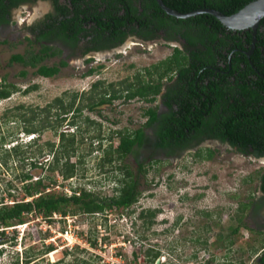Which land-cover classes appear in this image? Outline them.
Listing matches in <instances>:
<instances>
[{
    "label": "rangeland",
    "instance_id": "374dc122",
    "mask_svg": "<svg viewBox=\"0 0 264 264\" xmlns=\"http://www.w3.org/2000/svg\"><path fill=\"white\" fill-rule=\"evenodd\" d=\"M18 28L20 33L25 31L22 26ZM11 33L18 34L17 30L0 31V38L6 40L0 43V83L4 78L17 88L8 97L0 99V136L5 138L0 146V200L11 203L12 199L21 197L19 189H9L13 192L9 196L6 184L9 180L12 182L16 172L28 168L27 165L19 166L15 157L2 150L15 143V135L22 143L20 155L43 150L36 162L48 158L45 141L54 145L60 143L49 129L42 131L35 142L30 140L35 134L21 133L22 122L13 124L10 115L18 110H5L19 104L24 106L25 116L32 117L31 124H40L46 115L53 123L57 112V122L64 116L57 132H74V152L69 158L75 162L73 176L62 179L58 173H48L44 168L28 170L32 180L47 174L55 178L45 191L70 194L71 190L82 187L98 197L109 198L117 194L119 181L124 177L123 170L127 168L137 175L139 194L127 208L111 206L102 212L69 214L74 218L72 225H75L76 242H79L70 249L62 247L57 237L49 238L51 233L42 230L38 216L25 214L21 225L5 227L4 233L0 234V264H23L24 250L37 252L39 264L59 259L63 264H73L80 259L90 264H147L153 251L159 253V264H258L255 255L261 244L252 241L242 225L247 207L241 205L247 200L251 176L256 179L264 171V159L241 154L225 143L211 141L201 144L212 150L208 159L192 154L194 148L166 156L162 149L150 144L133 147L128 154L117 157L113 151L117 144L115 131L142 127L146 118L144 110L158 103L159 96L151 102L138 97H120L93 109L85 106L92 82L102 81L101 88H118L135 77L146 80L145 68L168 56L173 46L180 48L177 41L159 38L140 42L127 37L115 49L99 51L88 61L74 59L60 67L57 74L43 77L34 74L32 67L8 63L12 52L21 51L22 43L19 36L11 40ZM89 69L93 71L86 73ZM21 70H25L24 76L19 74ZM151 77L155 79L156 75L152 73ZM24 88L27 91H23ZM73 94L76 96L71 109L60 115V106L66 107ZM55 97L60 99L57 109L52 104ZM49 103L51 107L46 109ZM77 106L81 107L78 112L74 109ZM143 129L149 131L147 127ZM99 142L101 148L111 144L109 161L100 158ZM138 164L142 166L141 171H137ZM141 210L142 215L137 216ZM150 210H155L152 218L148 216ZM239 216L240 220H237ZM58 221L62 227L64 222L61 218ZM238 224V230L231 232ZM45 244H51L53 249L38 253Z\"/></svg>",
    "mask_w": 264,
    "mask_h": 264
},
{
    "label": "trees",
    "instance_id": "16d2710c",
    "mask_svg": "<svg viewBox=\"0 0 264 264\" xmlns=\"http://www.w3.org/2000/svg\"><path fill=\"white\" fill-rule=\"evenodd\" d=\"M166 6L179 11L187 12L198 8L209 7L230 14L241 8L251 0H161ZM120 9L122 13H119ZM109 20L107 26H101L100 21L93 20L110 33L112 42L110 46L123 40L127 33L135 34L140 39H151L161 37L159 31L163 33L165 40H177L182 38V47L174 46L171 53L145 68L148 79H139L124 82L118 88H101L102 81L95 80L90 84L88 90L89 101L85 106L93 109L101 104H107L111 100L123 97L130 99L138 97L147 102L155 99L161 87L162 78H171L176 73V80L162 94V104L166 108L160 113L156 112L155 107H148L144 110L146 116L143 126L134 130H117V144L113 151L117 157H122L132 151L133 147H141L150 144L154 148L162 149L168 156L173 148H184L194 145L204 137L217 138L221 142L235 147L238 151L251 153L255 156H264V105H260L254 100L258 94H250L247 83L248 72L251 65L264 76V16L260 19L256 34L254 47L250 55L245 52L249 48L251 39L250 30H231L223 26L214 16L208 13H199L186 18H176L166 14L156 3L155 0H109L108 13ZM3 16H0V21ZM5 42V41H3ZM0 42V43H3ZM221 57L225 66L219 68L216 65V57ZM230 68H228V61ZM17 62L22 66L33 67L32 72L43 77H50L58 73L60 67L66 65L64 62L57 64H36L27 62L21 55H10L8 63ZM242 63L244 67H241ZM152 69V70H150ZM218 69L227 70L228 75L218 74ZM93 69L87 70L91 73ZM237 72L234 77V85L238 87L236 95L233 94V84L229 80V74ZM25 70L19 74L25 75ZM156 78H152L151 74ZM206 81V82H204ZM97 88H100L97 91ZM17 90L13 83L6 82L4 78L0 83V99L8 97ZM23 91H27L24 88ZM199 92L206 94V98H199ZM76 94H73L66 107L59 108L60 115H65L71 109ZM60 103V99L55 97L52 104ZM220 103V109L218 105ZM49 103L46 109L51 106ZM80 106L74 109L78 112ZM13 118V124L22 122L21 133L25 135L35 134L30 140L35 142L42 131L52 130L60 141L58 144L45 141L47 146V159L36 162V158L42 154V149H37L34 154L20 155L19 147L22 143L14 138L15 143L2 149L5 153L11 154L19 162L21 169L13 176L12 182L6 184V189H19L21 197L12 199L11 203L0 200V234L2 235L5 227L18 225L24 222V215L33 213L41 218H49L52 213L61 216L74 214L76 212L95 213L102 212L111 206L127 208L136 201L139 191L137 189V175L132 174L124 168V177L120 180L117 194L109 198H102L94 195L89 190L82 187L71 190L70 194L54 193L45 191L47 185L54 183L52 175H38L36 179H31L30 168H44L48 173H58L62 179L70 178L75 173V162L69 160L74 152V132L58 131L57 128L64 120L60 116L57 122V112L54 114L56 121L53 123L47 120V115L40 124H31L32 117L25 116L24 106L19 104L8 112ZM22 110V111H20ZM4 115V113H3ZM59 115V114H58ZM157 122L156 126L152 125ZM73 124L72 121L69 122ZM143 127L152 128V134H146ZM68 140V143H63ZM12 140H10L11 142ZM5 138L0 136V146L4 144ZM101 142V141H100ZM100 158L110 160L109 151L111 144L101 148ZM109 154V155H108ZM196 157L208 159L212 156L210 148L199 147L193 152ZM5 164V160L3 161ZM141 164H138L137 171H141ZM144 171V170H143ZM47 180V182H44ZM9 196L13 195L11 190L7 191ZM246 202L242 207H246ZM155 210L148 211V216L153 217ZM142 210L137 216L142 215ZM50 219V218H49ZM240 220V216L237 218ZM149 223H151L149 221ZM240 224L230 231L234 232ZM243 225V223H242ZM231 240L229 239L228 243ZM76 247V246H75ZM53 246L45 244L38 253L43 254L51 251ZM24 250L23 264H39L35 254ZM30 251V250H29ZM66 249L64 252L66 253ZM149 255V254H148ZM159 256L158 251H153L147 264H153ZM18 258L15 256V262ZM46 264H63L62 261L55 260ZM69 264V263H64ZM73 264H90L85 259L76 260ZM116 264V263H112Z\"/></svg>",
    "mask_w": 264,
    "mask_h": 264
},
{
    "label": "flooded vegetation",
    "instance_id": "af4514ba",
    "mask_svg": "<svg viewBox=\"0 0 264 264\" xmlns=\"http://www.w3.org/2000/svg\"><path fill=\"white\" fill-rule=\"evenodd\" d=\"M108 3L109 0H0V16H3L0 21V31L14 32V30H17L18 34L11 33L10 38L15 40V37L19 36L22 39L21 51L12 52L10 55H21L25 61L36 64H45L46 62L67 63L74 59L88 61L99 51L119 47L127 37L135 38L140 42L155 41L159 38L164 41H177L180 48L182 47L181 45L184 42L182 38L165 40L162 38L163 33L161 31H159L161 37L144 40L138 38L135 34L127 33L122 41L110 46L112 42L110 33L107 30H101V27L93 22L95 19L101 22V26H107L109 20L107 16ZM41 5L44 7L41 8ZM119 13H122L121 9ZM20 26L25 30L23 33L18 30ZM3 41L6 40L0 38V42ZM227 62L228 68H230L229 60ZM215 63L219 68L225 66L219 56L216 57ZM239 65L244 67L242 63H239ZM251 68L253 72L246 74L247 83L250 84L248 91L250 94H258L253 97V101L264 105V76L253 65H251ZM218 74L219 76L228 75V71L218 69ZM236 75L237 72L235 71L228 76L233 85ZM176 78V73L172 74L170 79L162 78L160 91L155 95V98L159 96V101L152 106L156 108L157 113L166 109L162 104V94L166 92ZM231 90L236 95L238 87L234 85ZM199 94V98L202 100L206 98V94L204 95L203 92H199ZM218 108H221L220 103ZM156 124L155 121L152 125L156 126ZM152 131V128H149V131L144 130L146 134H152ZM204 141L220 142L228 145L217 138L204 137L189 147L180 149L174 147L168 156L193 148L195 149L193 152H195L197 148L202 147L201 144ZM228 146L238 151L235 147ZM248 150L247 153L238 152L264 159V156L253 155L250 148ZM250 183L251 188L246 200V220L243 225L249 232L251 240L261 244L255 257L258 264H264V171L260 172L256 179L251 176Z\"/></svg>",
    "mask_w": 264,
    "mask_h": 264
},
{
    "label": "water",
    "instance_id": "95a60500",
    "mask_svg": "<svg viewBox=\"0 0 264 264\" xmlns=\"http://www.w3.org/2000/svg\"><path fill=\"white\" fill-rule=\"evenodd\" d=\"M157 5L168 15L176 18H186L194 16L199 13H208L214 16L223 26L231 30H250V43L249 48L245 51V55L248 56L254 47L255 34L260 19L264 16V0H251L244 4L241 8L230 14H224L223 12L203 7L187 12H179L168 6H166L161 0H155ZM154 264H159V259L156 258Z\"/></svg>",
    "mask_w": 264,
    "mask_h": 264
},
{
    "label": "built area",
    "instance_id": "2783aa9c",
    "mask_svg": "<svg viewBox=\"0 0 264 264\" xmlns=\"http://www.w3.org/2000/svg\"><path fill=\"white\" fill-rule=\"evenodd\" d=\"M49 218L38 217V221L40 222V227L42 228V230H48L51 233L49 238L51 236L57 237L58 239H60L61 246L65 247L66 249H70L73 245L79 244V242H76L77 238L74 230L75 225H72L74 218L69 215L61 216L56 213H52ZM60 218L64 222V225L62 227L59 226L58 219Z\"/></svg>",
    "mask_w": 264,
    "mask_h": 264
},
{
    "label": "bare ground",
    "instance_id": "6f19581e",
    "mask_svg": "<svg viewBox=\"0 0 264 264\" xmlns=\"http://www.w3.org/2000/svg\"><path fill=\"white\" fill-rule=\"evenodd\" d=\"M43 5H41V8H42ZM44 7V6H43Z\"/></svg>",
    "mask_w": 264,
    "mask_h": 264
}]
</instances>
